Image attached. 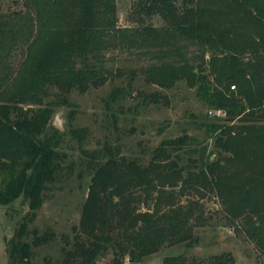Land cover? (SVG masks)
<instances>
[{
  "label": "trees",
  "instance_id": "trees-1",
  "mask_svg": "<svg viewBox=\"0 0 264 264\" xmlns=\"http://www.w3.org/2000/svg\"><path fill=\"white\" fill-rule=\"evenodd\" d=\"M12 1L19 9L0 5V205L22 199L28 211L7 243L9 264H35L33 247L54 238L28 222L46 190L75 166L51 123L54 106L70 104L73 88L105 84L112 72L104 52L120 46L147 60L130 78L139 73L165 89L184 82L211 113L224 114L201 122L213 145L207 153V143L187 135L162 139L146 162L107 141L91 151L80 145L76 175L86 171L90 182L53 264H100L102 255H111L108 264L140 262L167 246H190L195 227L220 218L264 264V0H138L162 24L120 27L116 0ZM143 98L169 102L159 90ZM71 132L80 144L84 129ZM173 158L185 164L170 170ZM203 198H216L220 209L206 212ZM162 264L238 262L224 251L167 255Z\"/></svg>",
  "mask_w": 264,
  "mask_h": 264
},
{
  "label": "rangeland",
  "instance_id": "rangeland-1",
  "mask_svg": "<svg viewBox=\"0 0 264 264\" xmlns=\"http://www.w3.org/2000/svg\"><path fill=\"white\" fill-rule=\"evenodd\" d=\"M118 22L120 26H136L142 23L161 25L158 15H146L139 10L138 0H116ZM3 10L18 8L12 0H0ZM104 61L111 69L108 80L99 87H89L86 91L73 88L67 98L70 104L54 106L51 118L53 122L58 112L64 133L61 146L67 152V162L75 161L71 175L64 177L46 190L45 198L36 216L28 222V227L36 228L37 233L51 230L54 238L45 244L33 247L31 259L35 264H53L60 257V247L64 244L63 235L71 237L72 226L76 224L81 204L86 195L90 177L86 171L83 177L77 176L80 168L79 146L85 149H99L105 142L116 144L119 153L128 158H142L146 162L152 150L162 139L170 140L183 135L190 136L197 142L207 143L206 153L213 148L212 140L206 137L205 127L201 122L212 118L210 108L184 82H178L171 89L157 84H150L139 73L132 79L128 72L137 70L146 64L145 58L133 54V50L113 47L104 52ZM130 80V81H129ZM121 88V90H118ZM159 90L168 95L169 102L151 103L144 100L143 94ZM223 115V114H222ZM84 129L79 144L78 137L71 132ZM184 157L182 151H173ZM211 158L214 154L210 155ZM185 158V157H184ZM176 159V158H173ZM178 165L185 164V159L176 160ZM205 211L219 210L216 198L201 199ZM146 209L145 204L139 205ZM28 211V202L22 199L13 201L8 206L0 205V264H9L6 248L22 217ZM219 216V215H218ZM220 217V216H219ZM220 224L195 227L197 240L190 246L178 244L167 246L159 252L147 255L140 262L127 259L125 264H162L164 256L181 254L188 258L192 255L206 258L208 255L229 251L235 255L238 264H263L262 257L256 253L252 242L236 233L232 225ZM32 234L30 233L29 238ZM111 255L99 256L100 264H108Z\"/></svg>",
  "mask_w": 264,
  "mask_h": 264
},
{
  "label": "water",
  "instance_id": "water-1",
  "mask_svg": "<svg viewBox=\"0 0 264 264\" xmlns=\"http://www.w3.org/2000/svg\"><path fill=\"white\" fill-rule=\"evenodd\" d=\"M60 113L61 112H58L57 113V115L55 116V118H54V120H53V122H52V125L54 126V127H56V128H59V129H63L62 128V125H61V123H60ZM174 167H178V163H177V161H176V159H173L172 161H171V164H170V170H172ZM195 240H197V238H196V235L194 234V237H193Z\"/></svg>",
  "mask_w": 264,
  "mask_h": 264
},
{
  "label": "built area",
  "instance_id": "built-area-1",
  "mask_svg": "<svg viewBox=\"0 0 264 264\" xmlns=\"http://www.w3.org/2000/svg\"><path fill=\"white\" fill-rule=\"evenodd\" d=\"M214 112H215V114H217V115L224 114V111H222L221 109H220V110H217V111H214Z\"/></svg>",
  "mask_w": 264,
  "mask_h": 264
}]
</instances>
